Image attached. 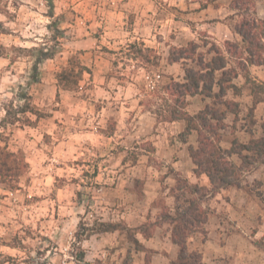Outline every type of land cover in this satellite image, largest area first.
Masks as SVG:
<instances>
[{
  "label": "rangeland",
  "instance_id": "obj_1",
  "mask_svg": "<svg viewBox=\"0 0 264 264\" xmlns=\"http://www.w3.org/2000/svg\"><path fill=\"white\" fill-rule=\"evenodd\" d=\"M235 2L0 0V145L24 161L20 175L0 182L5 190L0 264H172L178 259L170 217L196 196L183 182L206 181L196 176L194 164L176 162L179 149L166 148L168 142L182 143L190 157L195 138L182 142L185 122H179V130L180 124L161 121L154 110L164 102L161 86L184 75L182 63L167 65L170 49L177 46L171 41L180 34L181 44L182 35L193 30L198 51L209 59L214 41L207 24L216 15L224 17L226 10L216 8ZM44 54L51 57L38 62ZM71 61L87 70L76 86L64 89L57 74ZM233 83L237 89L230 88L226 98L239 109L224 119V147L263 135L264 67L249 65ZM25 98L39 117L17 112ZM134 98L157 118L152 129L144 127L148 120ZM187 99L189 113L205 104L200 95ZM50 115H56L55 122L40 123ZM167 131L159 143L158 134ZM232 160L241 164L238 155ZM243 170L240 187L201 201L206 222L188 237L187 249L200 252L203 264H264V163ZM102 221L124 229L89 234ZM128 228L151 234L146 242L135 234L146 251L135 249ZM81 251L85 260L77 262Z\"/></svg>",
  "mask_w": 264,
  "mask_h": 264
},
{
  "label": "trees",
  "instance_id": "obj_2",
  "mask_svg": "<svg viewBox=\"0 0 264 264\" xmlns=\"http://www.w3.org/2000/svg\"><path fill=\"white\" fill-rule=\"evenodd\" d=\"M254 3L255 0H236L232 6L241 16V20L234 26L241 37L240 41L225 40L223 45L211 43L208 52L213 55L209 59H205L204 54L198 51L200 45L195 41L182 46H173L168 54V63L180 62L184 65V75L182 79L169 77L161 86L166 95L162 97L164 100L162 106L157 107L154 113L161 121L185 122L181 140L186 142L187 136L194 135L195 140L188 147L194 164L193 170L197 177H203L206 181L203 185L183 182L185 187H188V192L196 196L188 201V206L182 209L180 214L170 217L171 223H174L171 238L180 247L179 257L172 264H203L200 252H189L187 249L188 237L206 222L207 213L202 209L201 201L221 189L231 186L240 187L243 167L252 169L264 163V122L263 135L252 138L246 143L234 140L229 147H224L221 144L220 133L226 127L224 123L226 115L236 114L239 109L238 102L226 98L230 88L237 89L233 79L248 71L249 65H264V22L256 16ZM50 57L51 55L44 54L38 58V62ZM187 61H193L195 65L187 66ZM36 64L33 68H36ZM75 66L78 67L76 71ZM84 70H87L86 66L78 61L76 63L71 61L70 66L64 67L57 74L58 86L62 83V88L72 89ZM195 95H200L202 100H205V104L197 112L189 113L186 109L187 97ZM17 112L24 114L31 112L40 116L27 98ZM4 121L5 119H2V124ZM234 155L239 156L240 165L232 160ZM23 162V157L18 156L17 151L10 150L6 145H0V182L10 181L20 175L24 168ZM98 225L99 228L91 229L89 234L94 231L104 233L124 229L119 223L102 221ZM128 231H132L135 249L146 251V247L135 237V234L140 232L145 238L150 237L151 234L135 228H128ZM84 258V253L81 251L76 261L83 262Z\"/></svg>",
  "mask_w": 264,
  "mask_h": 264
},
{
  "label": "crops",
  "instance_id": "obj_3",
  "mask_svg": "<svg viewBox=\"0 0 264 264\" xmlns=\"http://www.w3.org/2000/svg\"><path fill=\"white\" fill-rule=\"evenodd\" d=\"M223 5H221L219 8H216V10L224 8L226 10L224 17L216 15L215 19L213 21H211L209 24H207L209 26L208 31H207L209 34V38L217 44H220L222 41H225V40L240 41L241 37L235 31V28H234L235 23L237 21V18L240 15L238 14L237 10L232 8L229 4H223ZM208 8L210 9L212 7L208 6ZM208 8L206 7L205 11ZM254 11H255V14L258 18L264 20V0H255ZM178 36H180V34L177 35V38H178ZM182 36H183V39L186 38V41L181 42V44L176 40L177 38L172 40L171 42L173 44H176L177 46H182V45H186L190 41H194L193 39L195 37L193 30L190 31V33H187V32L184 33V35H182ZM87 39H88V37L84 40L87 41ZM174 64L175 63L170 64L167 62L168 67L173 66ZM252 66L256 67V68L264 67V65H252ZM197 96H199V95L189 96V97L193 98V97H197ZM132 101L136 102L135 106L139 108L140 116L145 118L146 120H148V125H144V127H146V129H149V128L152 129L153 126H155V124L158 122L157 118H155V116L151 112L142 111L140 109V104H139L140 102H138V100L136 98H134ZM201 101H202V99H201ZM187 110H188V107H187ZM55 116L56 115H50V116H48L49 118L47 120H42V121H40V123L41 122L53 123V122H55ZM179 122L180 121H172L171 124H175V123L180 124L179 130H181L182 125ZM139 130H140V128H139ZM167 135H168V131L165 132L164 135L158 134V137H160L159 143ZM193 136L194 135H192V137ZM176 143H178V142L176 141ZM154 144H156V143H154ZM178 144L175 145L172 142H168L166 144V148L171 153L174 150V147L176 148V150L179 149L180 155H177L178 160L176 162L184 161V162L188 163V166L190 168H192V164H193L192 160L190 159L189 154L188 153L185 154L184 148H182L184 144L180 143V146ZM4 191L5 190L3 189V187H0V194H3ZM146 241H147L146 238H143V242H146Z\"/></svg>",
  "mask_w": 264,
  "mask_h": 264
}]
</instances>
